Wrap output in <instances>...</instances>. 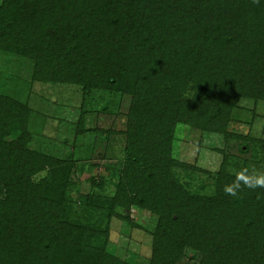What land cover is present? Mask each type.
Here are the masks:
<instances>
[{"label":"trees","instance_id":"1","mask_svg":"<svg viewBox=\"0 0 264 264\" xmlns=\"http://www.w3.org/2000/svg\"><path fill=\"white\" fill-rule=\"evenodd\" d=\"M0 51L30 59L34 80L130 96L115 190L88 201L105 227L91 229L67 218L64 161L28 146V105L0 94V264H133L107 248L111 218L138 226L133 207L156 217L147 264L187 249L264 264V186L224 154L212 191H191L173 169L205 170L172 155L179 123L264 148L227 128L240 100L264 99V0H0Z\"/></svg>","mask_w":264,"mask_h":264},{"label":"rangeland","instance_id":"2","mask_svg":"<svg viewBox=\"0 0 264 264\" xmlns=\"http://www.w3.org/2000/svg\"><path fill=\"white\" fill-rule=\"evenodd\" d=\"M32 69L30 59L0 51V94L10 95L28 105V146L64 161L62 172L68 182L65 194L70 200L67 202V218L90 228L105 227L102 212L91 207L88 201L97 203L101 196H110L115 190L124 156L122 131L130 96L115 91L85 89L78 83L37 81L32 78ZM227 128L264 139V99L240 100L232 110ZM240 141L236 138L225 141L219 133L202 132L177 124L173 157L205 171L175 167L174 175L191 191L210 193L214 173L221 166L223 155L227 154L225 167L228 172L264 178V148L252 142L246 151L241 152L238 149ZM48 172L45 168L34 178L39 179ZM128 213L138 226L111 218L107 248L133 264H147L150 232L156 217L136 207ZM90 238L94 241L98 236ZM198 257L197 252L187 249L181 264H197Z\"/></svg>","mask_w":264,"mask_h":264},{"label":"clouds","instance_id":"3","mask_svg":"<svg viewBox=\"0 0 264 264\" xmlns=\"http://www.w3.org/2000/svg\"><path fill=\"white\" fill-rule=\"evenodd\" d=\"M249 187H256L257 185L264 186V178L257 179L255 182L246 181ZM240 187L239 183L235 184L234 186L226 188V191L235 195L236 189Z\"/></svg>","mask_w":264,"mask_h":264}]
</instances>
